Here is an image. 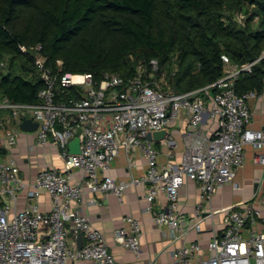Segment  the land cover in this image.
<instances>
[{
  "label": "built area",
  "instance_id": "2783aa9c",
  "mask_svg": "<svg viewBox=\"0 0 264 264\" xmlns=\"http://www.w3.org/2000/svg\"><path fill=\"white\" fill-rule=\"evenodd\" d=\"M238 18L241 21L243 16ZM20 50L26 52L24 47ZM40 50L37 45L29 53L43 83L37 101L0 99V153L15 146L20 133H27L20 125L28 120L37 126L32 132L36 145L44 153L55 151L62 169L43 168L27 182L14 159L0 154V264H68L78 260L119 264L103 234L82 212L85 194L109 192L120 198L129 185L146 184L148 212L159 195L166 198V209L152 212V221L165 228L174 241L192 229L199 232L205 217H212L204 204L211 201L218 188L234 179L244 163L245 145L253 147L255 161L264 165V130L250 128V102L259 94H237L234 89L238 77L250 73L258 60L243 65L226 62L224 76L216 83L177 93L162 90L156 60L149 62L147 75L145 69L128 79L107 73L97 83L90 74H61V61H57L58 70L54 72ZM7 66L8 58L1 60L0 72H6ZM214 87L220 91L212 94L210 89ZM181 113L187 116L188 127L182 135L180 163L162 166L158 150L147 135L166 130L167 137L171 122ZM206 117L217 124L213 135L202 127ZM166 137L165 143L171 144ZM74 139L79 143L78 154L69 152ZM121 150L142 154L146 168L141 178L124 183L102 176ZM74 170L80 174L76 182L68 176ZM185 179L194 181L200 193L190 226L179 217V189ZM23 192L28 201L17 210ZM41 192L50 196L49 212L41 210L37 202ZM260 218L261 210L254 204L226 211L223 232L210 239L205 259L201 258L205 249L199 242H191L173 250L171 264H264V233L256 228ZM123 222L114 231L113 240L138 255L141 223L131 216ZM69 234L82 236L81 248L72 247Z\"/></svg>",
  "mask_w": 264,
  "mask_h": 264
},
{
  "label": "trees",
  "instance_id": "16d2710c",
  "mask_svg": "<svg viewBox=\"0 0 264 264\" xmlns=\"http://www.w3.org/2000/svg\"><path fill=\"white\" fill-rule=\"evenodd\" d=\"M37 45L54 72L61 61V74L97 83L107 73L147 75L156 60L162 90L177 93L216 83L226 62L258 60L234 89L261 93L264 0H0V61L8 58L0 99L37 101L43 83L29 57Z\"/></svg>",
  "mask_w": 264,
  "mask_h": 264
},
{
  "label": "crops",
  "instance_id": "0c3cea01",
  "mask_svg": "<svg viewBox=\"0 0 264 264\" xmlns=\"http://www.w3.org/2000/svg\"><path fill=\"white\" fill-rule=\"evenodd\" d=\"M259 96L250 102L252 119L250 128L264 130V88ZM188 127V118L181 113L177 119L171 122L167 131V137L171 144L162 141H152L158 150V162L164 166L168 163L177 165L180 163L183 153L182 135ZM203 129L213 135L217 124L209 118L204 119ZM166 137V138H167ZM33 146V150L29 147ZM257 152L251 145H245L244 163L236 172L234 179L227 185L218 188L211 196V201L204 204V210L210 211L212 217L206 216L200 225V231L190 230L180 235L177 240L171 241L165 228L157 227L152 221V212H160L166 209L165 196L159 195L153 202L151 212H148V202L145 199L146 184H134L125 188L120 198L111 193L85 194L82 203V212L87 216L91 225L99 230L108 245L110 254L119 264H171L172 252L176 248L188 245L191 242H199L205 254L208 256L207 245L213 235H221L224 229L223 217L226 211L241 210L246 204H254L261 210V218L256 226L258 231L264 233V165L255 161ZM0 154L7 159H14L21 171L23 179L31 182L37 171L46 167L62 169V163L57 153L52 151L44 153L36 145L32 132L20 133L15 146L9 151ZM145 159L138 151L126 153L121 150L111 164L110 170L103 172L102 176H109L116 182L129 183L132 179H139L145 173ZM72 182L78 181L80 174L77 171L69 172ZM200 193L197 184L185 179L179 189V217L185 226L193 222L195 207L199 202ZM26 192L18 197L17 210H22L27 204ZM94 201L95 203H91ZM37 202L44 212L50 211V196L41 192ZM138 219L142 227L140 239V252L135 255L129 250L117 245L113 240L114 231L124 225L125 217ZM246 236V234H244ZM72 247L78 248V236L68 235ZM68 264H93L90 261L78 260Z\"/></svg>",
  "mask_w": 264,
  "mask_h": 264
},
{
  "label": "water",
  "instance_id": "95a60500",
  "mask_svg": "<svg viewBox=\"0 0 264 264\" xmlns=\"http://www.w3.org/2000/svg\"><path fill=\"white\" fill-rule=\"evenodd\" d=\"M36 124H33L32 122L26 120L20 125V129L25 132H33L36 129ZM166 137V130H160L153 133H149L147 135L148 141H161ZM69 152L72 154H78L79 153V143L77 139H74L69 143ZM78 248H81L83 245V238L81 235L78 236Z\"/></svg>",
  "mask_w": 264,
  "mask_h": 264
},
{
  "label": "rangeland",
  "instance_id": "374dc122",
  "mask_svg": "<svg viewBox=\"0 0 264 264\" xmlns=\"http://www.w3.org/2000/svg\"><path fill=\"white\" fill-rule=\"evenodd\" d=\"M164 78V77H163ZM162 78H160V85H161V83H162V80H161Z\"/></svg>",
  "mask_w": 264,
  "mask_h": 264
}]
</instances>
